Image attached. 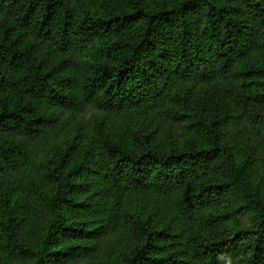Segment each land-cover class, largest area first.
Listing matches in <instances>:
<instances>
[{
  "label": "trees",
  "instance_id": "16d2710c",
  "mask_svg": "<svg viewBox=\"0 0 264 264\" xmlns=\"http://www.w3.org/2000/svg\"><path fill=\"white\" fill-rule=\"evenodd\" d=\"M0 264H264V0H0Z\"/></svg>",
  "mask_w": 264,
  "mask_h": 264
}]
</instances>
